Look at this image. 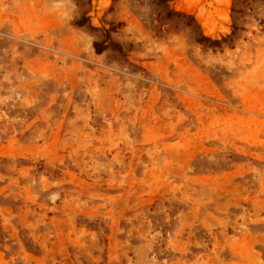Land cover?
<instances>
[{
    "label": "rangeland",
    "instance_id": "obj_1",
    "mask_svg": "<svg viewBox=\"0 0 264 264\" xmlns=\"http://www.w3.org/2000/svg\"><path fill=\"white\" fill-rule=\"evenodd\" d=\"M0 264H264V0H0Z\"/></svg>",
    "mask_w": 264,
    "mask_h": 264
},
{
    "label": "trees",
    "instance_id": "obj_2",
    "mask_svg": "<svg viewBox=\"0 0 264 264\" xmlns=\"http://www.w3.org/2000/svg\"><path fill=\"white\" fill-rule=\"evenodd\" d=\"M168 1L169 0H159V3L162 4V5H165V4H167ZM171 14H172V12H168V15L171 16ZM177 15L189 19L188 24H191L192 20L194 21V18H192L190 16H187V15H184V14L183 15L182 14H177ZM85 21H86V19H84V20L82 19L81 21L78 22V25L79 26H83ZM236 28L237 27L234 25L233 26L234 31H236ZM197 43L202 44V45L204 44L206 46L208 45L209 48H218V47L220 48L221 47L220 46L221 45L220 41H214V40H211L210 38H207L205 36L199 37L197 39ZM94 48H95V51H96L97 54H102L103 51H104V48H102V44L95 43L94 44Z\"/></svg>",
    "mask_w": 264,
    "mask_h": 264
}]
</instances>
